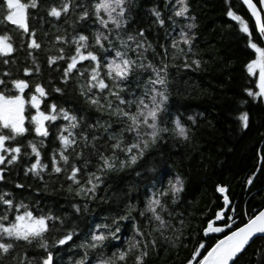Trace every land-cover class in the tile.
Wrapping results in <instances>:
<instances>
[{
  "label": "snow or ice",
  "instance_id": "6c2138e0",
  "mask_svg": "<svg viewBox=\"0 0 264 264\" xmlns=\"http://www.w3.org/2000/svg\"><path fill=\"white\" fill-rule=\"evenodd\" d=\"M241 5L252 23L231 6L226 16L248 56L232 114L244 131L249 106L264 103V0ZM195 27L188 0H0V264H144L158 241L192 244L185 264H264V206L237 211L218 183L223 206L192 236L181 175L167 178L161 161L140 192L156 170L139 167L145 154L195 135L196 115L170 103V69L201 66ZM119 173L138 179L109 196ZM41 187L67 193L70 211L26 202ZM109 199L115 209L93 211Z\"/></svg>",
  "mask_w": 264,
  "mask_h": 264
},
{
  "label": "trees",
  "instance_id": "16d2710c",
  "mask_svg": "<svg viewBox=\"0 0 264 264\" xmlns=\"http://www.w3.org/2000/svg\"><path fill=\"white\" fill-rule=\"evenodd\" d=\"M139 2L147 6L155 0ZM188 3L190 15L195 17L196 24L193 29V51L201 59V66L197 70L183 67L170 69L173 74L170 103L179 106L181 111L187 110L185 114L196 115L198 125L190 144L169 138L146 153L139 167L147 169L154 166L156 169L155 172H144L149 179L141 182V194L144 184L150 183L152 176L159 179L161 161L165 162L167 178L176 174L183 177L184 191L180 194L178 210L185 213L186 232L190 231L195 236L202 221L223 206L222 198L218 199L219 193L215 192L218 183L227 185L229 199L237 211L245 208L252 211L264 206V168H260L259 163L261 151L264 150V103L249 106V129L242 131L237 127L232 114L240 98V90L246 83L241 70L248 56L226 11L231 6L233 11L252 23L241 2L188 0ZM201 113L202 116L199 115ZM253 172L256 173L253 184L246 187V177ZM137 179L134 173L113 175L107 194L111 196L113 192H127L128 186ZM25 195L26 202L39 199L43 207L59 211H70L69 205L75 202L65 192H45L42 187L38 196L34 188ZM132 195L135 196L136 192ZM92 207L95 213L106 214L116 205L109 199L107 202L98 200ZM191 248L192 244L177 249L158 241L156 250L150 249L144 264H185ZM251 252L252 249H249V254ZM69 255L73 253H67L65 260ZM248 262L249 256H245L240 264Z\"/></svg>",
  "mask_w": 264,
  "mask_h": 264
},
{
  "label": "water",
  "instance_id": "95a60500",
  "mask_svg": "<svg viewBox=\"0 0 264 264\" xmlns=\"http://www.w3.org/2000/svg\"><path fill=\"white\" fill-rule=\"evenodd\" d=\"M241 2V0H239Z\"/></svg>",
  "mask_w": 264,
  "mask_h": 264
}]
</instances>
